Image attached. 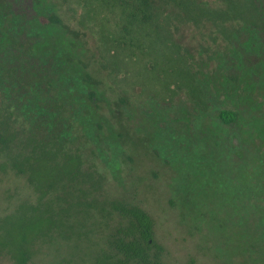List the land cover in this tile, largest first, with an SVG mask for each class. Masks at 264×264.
<instances>
[{
    "label": "rangeland",
    "instance_id": "374dc122",
    "mask_svg": "<svg viewBox=\"0 0 264 264\" xmlns=\"http://www.w3.org/2000/svg\"><path fill=\"white\" fill-rule=\"evenodd\" d=\"M201 1L224 5V0ZM259 2L264 16V0ZM33 9L54 13L62 23L45 25L0 2V51L19 28L40 37L34 54L46 66L56 99L71 104L60 124L105 175L107 195L151 214L164 263L264 264V65H242L241 81L231 82L209 37L213 27L191 26L185 35L196 47V65L213 107L204 111L185 95L173 108L151 100L121 105L120 90L99 65L97 37L67 13L64 0H37ZM33 87L38 86L0 73L1 98L19 120L54 129L55 115L44 119L45 101ZM219 108L237 111L236 122L219 120ZM27 198L35 200L36 194L25 176L0 173V215ZM69 251L46 245L31 264H68ZM0 264L14 263L0 257Z\"/></svg>",
    "mask_w": 264,
    "mask_h": 264
},
{
    "label": "trees",
    "instance_id": "16d2710c",
    "mask_svg": "<svg viewBox=\"0 0 264 264\" xmlns=\"http://www.w3.org/2000/svg\"><path fill=\"white\" fill-rule=\"evenodd\" d=\"M0 2L45 25L62 23L54 13L33 9L37 0ZM64 2L67 13L97 37L99 65L120 90L121 105L151 100L173 108L185 95L204 111L213 107V95L196 65V47L185 35L191 26L213 27L215 35L209 37L231 82L241 81L242 65H264L259 0H224L219 7L201 0ZM13 39L0 51V73L9 80L35 83V92L45 101L44 119L49 121L54 113L56 127L20 121L0 95V173L25 176L36 194L35 200L24 199L0 215V257L31 264L44 246L55 245L70 249L68 264H165V248L156 239L151 214L139 204L107 195L105 175L84 158L60 124L59 116L70 113L71 104L56 99L46 66L34 54L40 37L19 28ZM47 95L53 99L48 101ZM215 115L225 124L238 118L237 111L227 108L216 109Z\"/></svg>",
    "mask_w": 264,
    "mask_h": 264
}]
</instances>
